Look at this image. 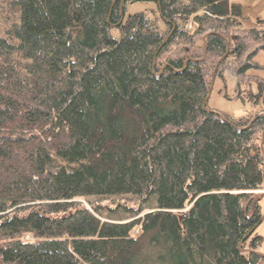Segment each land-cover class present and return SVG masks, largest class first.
<instances>
[{"label":"trees","instance_id":"1","mask_svg":"<svg viewBox=\"0 0 264 264\" xmlns=\"http://www.w3.org/2000/svg\"><path fill=\"white\" fill-rule=\"evenodd\" d=\"M127 1L0 0V264H264V27ZM228 69L238 115L203 106Z\"/></svg>","mask_w":264,"mask_h":264},{"label":"rangeland","instance_id":"2","mask_svg":"<svg viewBox=\"0 0 264 264\" xmlns=\"http://www.w3.org/2000/svg\"><path fill=\"white\" fill-rule=\"evenodd\" d=\"M233 3H238L241 6L242 15L241 23L245 27H264V0H230ZM157 2L155 0H129L126 2L124 17L140 11H146L150 15L157 12ZM111 31L114 35H119L120 31L117 27H112ZM254 60L260 63L261 67L251 66L248 69L250 74H258L264 77V49H261L255 56ZM237 76L234 70L228 69L223 77L215 78L211 94L209 96L207 106L210 109H216L222 113L238 115L243 113L247 108L252 107V102L249 99L243 100L238 96L236 88ZM253 90L258 91V85L255 81ZM240 89L243 94L248 92L249 83L243 81L240 84ZM260 106V105H259ZM264 207V196L262 197ZM256 232L262 236V242L258 251L264 253V219L257 226Z\"/></svg>","mask_w":264,"mask_h":264},{"label":"water","instance_id":"3","mask_svg":"<svg viewBox=\"0 0 264 264\" xmlns=\"http://www.w3.org/2000/svg\"><path fill=\"white\" fill-rule=\"evenodd\" d=\"M124 1H126V0H123V2ZM121 9H122V4H121ZM121 16H122V19H121V21H122L123 20V17H124V14L121 13ZM215 78H216V70H214V72H213L212 79H211V83H210V87H209L208 93H207V95H206V97L204 99V102H203V106L206 109H209L208 106H207V102H208L209 96L211 94V91H212V88H213V84H214ZM263 137H264V131H263ZM262 144H263V141H262ZM263 219H264V214L261 217V219L254 225L252 231L262 222ZM262 254L264 255V253H262Z\"/></svg>","mask_w":264,"mask_h":264}]
</instances>
